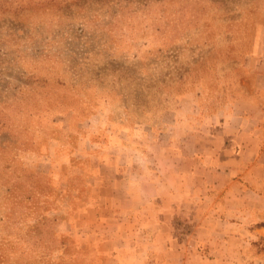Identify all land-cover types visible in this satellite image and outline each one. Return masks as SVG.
Segmentation results:
<instances>
[{
    "label": "rangeland",
    "instance_id": "rangeland-1",
    "mask_svg": "<svg viewBox=\"0 0 264 264\" xmlns=\"http://www.w3.org/2000/svg\"><path fill=\"white\" fill-rule=\"evenodd\" d=\"M258 118L264 0H0V264H264V200L205 181ZM262 142L224 175L257 204Z\"/></svg>",
    "mask_w": 264,
    "mask_h": 264
},
{
    "label": "crops",
    "instance_id": "crops-1",
    "mask_svg": "<svg viewBox=\"0 0 264 264\" xmlns=\"http://www.w3.org/2000/svg\"><path fill=\"white\" fill-rule=\"evenodd\" d=\"M264 122V118H258L257 120H255L254 122H251L250 126H249V132L247 134V138L249 140L248 143H245L243 145H240V149L239 151L235 152L232 150V146L234 144L235 138L232 137L231 138V142L228 144L226 143V136L224 135V133H227V131L224 129V132H218L219 134H216V136L218 138H216V143H215V150L214 152H212V160L213 163L216 165V169H213L211 171H207V173H209V176H206L205 174V181L206 184L208 183L210 185L211 188L214 189H221V188H225V194L224 195H220L218 196L219 199H221L220 204L222 205V209H224V212L227 213V215L234 217L235 215H231V213L233 212H242V211H248L250 209V207H254L256 205H261L262 204V199L264 200V194L261 193V189L263 187V184H259V187H256L255 190L252 191L253 194H256V196H258V204L256 202H251L249 200H246V192H244L242 189L239 191L241 193L238 194H242L244 195V197L242 195H237L235 194L236 190H233L234 188H229L227 189V185H229V182L227 181V179L224 177V175L226 174V170H231L234 165L236 164V162L238 163L240 161L241 155L243 154V150H247V151H251L254 154L259 153V147H260V142H262L261 140L264 139V127H259L258 123L260 122ZM260 139V140H259ZM261 144L264 145V142H262ZM239 155L238 159L235 158L234 156ZM235 163V164H233ZM257 189V191H256ZM236 192V193H237ZM262 198V199H261ZM149 200L144 194H140V190H139V185H138V181L135 182L134 181V192H133V201H134V209L141 203H144V201ZM219 202V201H218ZM151 218V217H150ZM228 219V218H227ZM145 220V218L141 215H138L137 213H134V221H136L137 223L140 222L142 224L143 221ZM151 221V219H148V224H144L147 225L146 228H150L148 227ZM244 221V218L242 219V222ZM239 221L234 220V223H238ZM139 223V225H141ZM153 223V222H152ZM243 224V223H242ZM252 231H249V234L253 237L256 236L258 237V239H260L262 241V246H263V242H264V217H257V220H255L252 224ZM159 224H157L156 226L151 227V234H154L157 236V231L155 233V229L156 227H158ZM138 227V226H137ZM134 227V237H137L138 232H136V230H141L143 231L140 227ZM243 227V226H242ZM145 228V229H146ZM244 229V228H242ZM148 231V229H146ZM156 244L158 243H152L150 246L154 247ZM143 245L140 246L138 243V239H134V264H137V254H138V250L142 249ZM260 251H263L262 247L260 246V248L258 249ZM123 260V258L121 257V261ZM120 261V262H121Z\"/></svg>",
    "mask_w": 264,
    "mask_h": 264
},
{
    "label": "trees",
    "instance_id": "trees-1",
    "mask_svg": "<svg viewBox=\"0 0 264 264\" xmlns=\"http://www.w3.org/2000/svg\"><path fill=\"white\" fill-rule=\"evenodd\" d=\"M262 247V249H263V251H264V242H263V246H261Z\"/></svg>",
    "mask_w": 264,
    "mask_h": 264
}]
</instances>
